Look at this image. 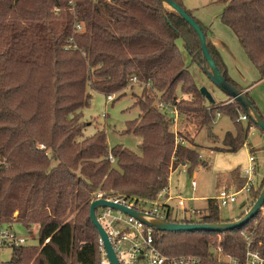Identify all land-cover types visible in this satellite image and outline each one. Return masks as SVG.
<instances>
[{
  "label": "trees",
  "instance_id": "obj_1",
  "mask_svg": "<svg viewBox=\"0 0 264 264\" xmlns=\"http://www.w3.org/2000/svg\"><path fill=\"white\" fill-rule=\"evenodd\" d=\"M218 2L224 6L222 24L264 81V0ZM195 21L218 71L239 89L206 27ZM178 40L191 63L202 68L197 37L159 0H0V226L38 227V245L12 247L11 264H101L99 237L89 219L95 193L154 200L179 166L186 165L189 174L200 163L206 167L198 160L194 136L202 129L211 136L218 116L228 117L234 129L218 152L236 153L245 145L253 123L246 118L248 125H242L244 110L230 98L225 105L204 104ZM134 77L152 84L141 87L143 97L133 104L139 116L126 125L127 134L140 138V155L120 146L110 149L104 130L84 137L81 123L91 101L87 88L119 99ZM154 92L191 126L177 133L184 144L175 143L172 120L156 109ZM177 92L192 99L178 101ZM207 204L197 219L180 221L169 213L166 220L231 222L219 217L215 200ZM248 228L264 255L261 214L234 230L155 233L154 242L166 257L193 255L200 264H229L211 257L212 245L219 238L224 255L242 262V233Z\"/></svg>",
  "mask_w": 264,
  "mask_h": 264
},
{
  "label": "rangeland",
  "instance_id": "obj_2",
  "mask_svg": "<svg viewBox=\"0 0 264 264\" xmlns=\"http://www.w3.org/2000/svg\"><path fill=\"white\" fill-rule=\"evenodd\" d=\"M181 6L188 11L189 7H193L195 12H190L195 20H201L200 23L207 27L217 37L221 48H226V56L231 60V64L236 66L235 72L239 78H242L241 86L244 88L252 85L249 97L257 108L259 114L264 120V81L260 80V75L254 66L249 62L244 51L241 49L239 42L231 30L222 24L220 15L223 11V4L218 0H180ZM188 8V10H187ZM197 18V19H196ZM177 46L179 47L182 59L185 66L189 67V72L193 76L195 83L200 90L205 88L211 95L214 102H221V99L228 98L222 91L216 88L206 77L200 67L191 63L190 57L182 46V42L178 40ZM254 84V85H253ZM87 93L91 96L90 106L82 111L81 123L84 125L83 136H91L97 129L104 130L106 134L107 144L110 149L120 146L137 155H140L139 145L140 138L132 134L126 133V125L128 122L134 121L139 116V110L133 106L136 99L143 97V90L141 86H129L125 89L124 94L119 99L114 97L113 101L109 102L107 98L90 88H87ZM158 95H160L157 92ZM178 101H190V96L182 95L177 92ZM227 102L220 105H225ZM206 106L210 105L207 101L204 103ZM169 116V115H167ZM183 116L178 117L177 126H171V130L178 132L187 130L191 131V126ZM246 127L247 122H242ZM233 125L231 120L226 116H219L211 125V136H208V131L202 129L199 135L194 136V142L199 158V162L206 163V167L201 163L194 167L190 174L188 170L184 171L178 167L173 173L170 174L168 180V194L174 201L171 203L174 207V214L179 215L180 208L178 207V198L188 201L193 197L196 201L186 202L187 207L195 209H202L206 211L208 200H215L219 191L223 189L222 186L233 188L238 191L242 185L241 171L249 166L250 148L255 151V171L253 174V192L258 193L264 188V134L257 127L252 126L249 128L247 135V147L245 150L242 148L236 153H217L221 149L222 139L226 132L232 131ZM198 136V137H197ZM221 141V142H220ZM199 145H198V144ZM189 146V145H188ZM191 147V146H189ZM204 150V152H203ZM209 150L210 153L215 152L214 156L205 154ZM112 166H115L114 163ZM239 168L235 174L230 175L227 172ZM227 173V174H226ZM195 176L197 187L195 191L190 186V176ZM115 193L114 190H112ZM120 194V193H119ZM260 194V193H259ZM254 196V194H253ZM253 196L240 195L235 204H230L227 207H218L219 217L223 220L234 221L246 211L247 206L253 203ZM248 201H251L248 203ZM116 213H113L115 215ZM254 225V224H253ZM37 226H32L26 229L17 223H11L0 226L1 229L12 232L14 235L25 240L23 246H37ZM251 228L246 230V236ZM13 248L5 245L0 249V264H11V257ZM32 262L29 261L28 264ZM102 264V254H101Z\"/></svg>",
  "mask_w": 264,
  "mask_h": 264
},
{
  "label": "built area",
  "instance_id": "obj_3",
  "mask_svg": "<svg viewBox=\"0 0 264 264\" xmlns=\"http://www.w3.org/2000/svg\"><path fill=\"white\" fill-rule=\"evenodd\" d=\"M80 28V26H76V29L78 31H80ZM130 85H138L141 87H146L147 89H152L151 83H143L136 77L130 80ZM154 96L156 109L161 113L169 115L168 117L172 120L173 126L176 127L179 117L176 108L173 105L162 101L156 92H154ZM113 99L114 96L107 97V100L109 102L113 101ZM238 120L241 122L246 121V117L244 115H239ZM174 135L176 144H184V141L181 138L177 137V130L174 131ZM199 158L201 157L199 156ZM108 159L111 163L114 162L111 156H109ZM253 163L254 158L249 157L248 168L241 171V178L245 180V183L238 191H230L225 188L219 191V194L215 199L218 207H227L230 204H235L238 200V196H249L253 193V191H255L253 187V174L255 171ZM179 167L184 171L187 170L186 165H181ZM190 186L194 192L197 186L196 178L194 175L190 176ZM96 200H105L108 202H112L114 204L124 206L127 209H132L139 213L154 216L165 221H167L166 217L169 213L172 214L173 219L180 221L190 220L194 218L197 219L198 216L202 214V209H195L186 206V202L195 201V198H192L188 201H184L181 198H178L177 201L180 212L179 215H175L173 213L174 207H172L171 205V202L174 201V199L169 196L167 188L158 192L155 199L152 201L136 200L115 195L106 196L102 192L95 193L92 202ZM255 200L256 199H253V203ZM113 213L116 214L113 215ZM260 214L264 215V206L262 207ZM96 218L98 223L106 232L115 255L119 261V264H200V258L193 255L179 257L164 256L158 250L154 242L155 233L158 232L147 228L136 219L125 215L122 212L113 211L108 208H99L96 210ZM179 224L198 223L180 222ZM245 232L246 231L242 233L245 242V255L242 262L228 255H224L223 249L219 244V238L217 243L212 245L211 257L218 262L229 264H264V255H262L259 250L256 249L253 245V229L248 232L249 234L247 236ZM24 243V239L14 235L10 231L0 228V249L5 245H9L11 247H20L23 246ZM98 243L99 251L102 254V264H107L102 247V242L100 239H98Z\"/></svg>",
  "mask_w": 264,
  "mask_h": 264
},
{
  "label": "water",
  "instance_id": "obj_4",
  "mask_svg": "<svg viewBox=\"0 0 264 264\" xmlns=\"http://www.w3.org/2000/svg\"><path fill=\"white\" fill-rule=\"evenodd\" d=\"M165 4L170 10L174 11L179 17L190 27L198 39L200 50L203 58V66L200 68L209 81L220 91L223 92L231 101L238 103L244 110L246 118L253 123L260 131L264 133V121L257 111L253 108L252 102L247 98L245 93L230 84H228L222 74L218 71L206 45V37L201 30V27L196 21L189 16L186 11L175 3L173 0H159ZM200 94L210 104H214V100L205 88L199 90ZM264 206V188L261 190L257 199L254 201L250 209L245 212L240 218L231 222H223L218 224H179L171 223L160 218L145 215L132 209H127L124 206L114 204L105 200H96L91 202L89 206V219L97 231L98 237L102 242V247L107 264H119L111 243L107 237L106 232L98 223L96 218V210L99 208H108L113 211H119L128 215L141 224L158 233L165 232H192V231H208L222 233L237 228L244 227L251 220L255 219Z\"/></svg>",
  "mask_w": 264,
  "mask_h": 264
},
{
  "label": "crops",
  "instance_id": "obj_5",
  "mask_svg": "<svg viewBox=\"0 0 264 264\" xmlns=\"http://www.w3.org/2000/svg\"><path fill=\"white\" fill-rule=\"evenodd\" d=\"M180 1V0H179ZM187 10H188V8H187ZM188 11H191L192 13L193 12H195V10H194V8L191 6V7H189V10ZM197 19V18H196ZM199 22L201 21V20H198ZM202 23V22H201ZM203 26L204 27H206V29H207V35H208V38H209V40L212 42V44L217 48V50H218V52H219V54H220V56H221V58H222V61H223V63H224V65H225V67H226V71H227V75L229 76V78L232 80V81H234L235 83H236V85H238V87H239V89L241 90V91H243L245 94H247V95H249V93L252 91H250V89H251V86L250 85H248V86H246V87H242L241 86V84H244L243 82H242V78H239L238 76H237V74H236V72H235V69H236V66H234V65H232L231 64V60L229 59V58H227V56H226V52H223V51H227V49L224 47V48H221V45H220V43H219V41H218V39H217V37L213 34V32H211L210 30H209V27H207V26H205L204 24H203ZM254 85V84H253ZM227 99H229V98H226V99H224V98H222L221 99V102H219V103H217V102H214V104H216V105H220V104H222V103H225V102H227ZM208 106V105H207ZM219 117V116H218ZM221 117V116H220ZM243 122H245V121H243ZM229 132H231V133H234V129H232V131H229ZM200 133V132H199ZM199 133H198V135H199ZM264 134V133H263ZM198 137V136H197ZM247 141V140H246ZM221 142V141H220ZM194 144H195V142H194ZM198 144V143H197ZM196 145V144H195ZM199 145V144H198ZM222 146V145H221ZM247 147H250V146H248L247 145V143H245V145L242 147V148H244L245 150L247 149ZM241 148V149H242ZM196 149V148H195ZM240 149V150H241ZM196 151H197V149H196ZM198 152V151H197ZM203 152H204V150H203ZM217 153H221V152H218L217 151ZM250 153L252 154L250 157H253L254 158V163H255V151H254V149L253 148H250ZM205 154H208V155H210V156H214V154H215V152H212V153H210V151L209 150H206L205 151ZM229 154H231V153H229ZM253 163V164H254ZM255 167V166H254ZM231 172V171H230ZM230 172H227V173H230ZM226 173V174H227ZM197 187V186H196ZM223 187V189L225 188V189H228V190H230V191H234V189L233 188H227V187H224V186H222ZM167 189H168V187H167ZM194 198V197H193ZM195 201H196V198H195ZM173 202V201H172ZM171 202V203H172ZM193 202V201H192ZM251 201H248V203H250ZM172 205V204H171ZM252 206V204L250 205V206H247V208H246V211H244L243 212V214L245 213V212H247L249 209H250V207ZM173 207V206H172ZM190 207V206H189ZM237 220V219H236ZM37 228V232H38V227H36Z\"/></svg>",
  "mask_w": 264,
  "mask_h": 264
}]
</instances>
